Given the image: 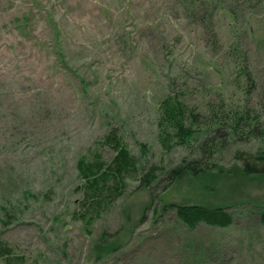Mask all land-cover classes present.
I'll return each instance as SVG.
<instances>
[{"label": "rangeland", "instance_id": "rangeland-1", "mask_svg": "<svg viewBox=\"0 0 264 264\" xmlns=\"http://www.w3.org/2000/svg\"><path fill=\"white\" fill-rule=\"evenodd\" d=\"M167 97L197 116L189 146L159 142ZM245 111L239 138L228 126ZM110 130L138 175L218 168L123 177L85 228L76 165L110 163ZM166 205L225 208L233 224L189 231ZM262 209L264 0H0V264H264Z\"/></svg>", "mask_w": 264, "mask_h": 264}, {"label": "trees", "instance_id": "trees-1", "mask_svg": "<svg viewBox=\"0 0 264 264\" xmlns=\"http://www.w3.org/2000/svg\"><path fill=\"white\" fill-rule=\"evenodd\" d=\"M195 1V0H191ZM199 1V0H196ZM213 1V0H206ZM186 108L180 103L173 101L172 98L167 97L160 103V117L157 122L159 129L158 139L164 148L170 147L172 144L177 146H189L193 139L198 126L197 116L193 112H188ZM255 121L256 119L249 118L248 113L242 112L230 118V124L228 130L232 135H242L243 128H246L248 121ZM221 124V123H219ZM220 127V126H219ZM217 127L216 131H219ZM257 124H254L252 130L255 131ZM250 132H248L249 134ZM104 144L111 147L115 155L108 164H104L100 158L86 161L84 158H80L77 162L78 176L84 180V187L87 190V194L93 199L94 204V216H81L84 227L90 226L94 218L100 214L101 207L111 200L121 196L124 192L123 177H139V187H149L154 183L159 175H165L169 184L176 181L183 174L189 173L193 176H197L208 169H217L215 164L207 166L202 164V161H192L186 164H178L173 168L159 172L160 169L156 166H150L148 170L141 171L142 174L138 175V168L136 161L130 156L127 149L120 137L116 136L114 130H110L104 136ZM144 145H139V150L143 154L145 149ZM211 151H209V154ZM144 156V155H143ZM146 156V155H145ZM244 173L250 174L249 170L243 169ZM174 207V213L176 219L186 227L189 231L195 229L199 223H204L207 226L217 227L220 229L228 228L233 224V218L231 214L225 208H206L196 205L189 206H175L166 205V207ZM259 223L264 228V209L258 214ZM105 238V234H102L100 240ZM0 252L5 255L10 254V249L1 244Z\"/></svg>", "mask_w": 264, "mask_h": 264}]
</instances>
